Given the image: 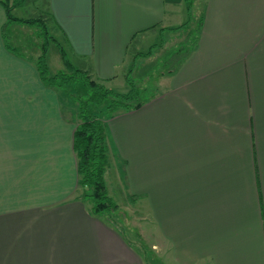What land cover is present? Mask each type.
Here are the masks:
<instances>
[{
	"label": "crops",
	"instance_id": "1",
	"mask_svg": "<svg viewBox=\"0 0 264 264\" xmlns=\"http://www.w3.org/2000/svg\"><path fill=\"white\" fill-rule=\"evenodd\" d=\"M2 1L0 264H141L80 195L71 110L42 82L37 57L6 48ZM46 3L68 58L106 86L149 35L162 39L138 58L160 59L194 26L192 48L157 73L154 95L106 120L113 163L128 195L150 205L164 264H264V0L192 1L181 29L185 0Z\"/></svg>",
	"mask_w": 264,
	"mask_h": 264
},
{
	"label": "trees",
	"instance_id": "2",
	"mask_svg": "<svg viewBox=\"0 0 264 264\" xmlns=\"http://www.w3.org/2000/svg\"><path fill=\"white\" fill-rule=\"evenodd\" d=\"M23 1H2L5 11L2 36L6 48L10 51H15L16 48L9 43L6 27L16 20L33 21L31 18H20L12 13V8ZM191 3V0H185L187 18L178 26L180 29L185 27L190 19H192L190 17ZM199 25L200 22L198 23V27ZM196 34L193 30L191 43L188 47H185L186 49L182 51L180 58L176 60V66L179 65L184 56L192 48L197 36ZM155 45L152 44L147 51L137 52L133 56L132 62L125 72V79L128 83V88L125 91L106 86L104 83L93 79L86 72L74 66L61 44H58V49L65 70H58L54 74L49 73L46 61V40L42 44L41 52L35 60L42 82L55 88L61 100H68L67 106L70 108L72 118L76 124L73 132V150L76 155L77 184L83 189L81 196L90 201L91 211L94 214L107 216L108 219L109 214L117 208V203L107 192L105 183V173L111 167V162L113 161L106 131V120L120 111L137 108L148 99L138 97L144 91V88L138 87L133 82L131 69L135 59L141 57V55H149ZM17 53L19 54L20 52ZM169 70L170 68L166 71ZM78 81L86 88L84 94L76 93L71 89L72 85ZM117 186L118 184L115 187L119 188ZM131 197L133 198L134 196Z\"/></svg>",
	"mask_w": 264,
	"mask_h": 264
},
{
	"label": "rangeland",
	"instance_id": "3",
	"mask_svg": "<svg viewBox=\"0 0 264 264\" xmlns=\"http://www.w3.org/2000/svg\"><path fill=\"white\" fill-rule=\"evenodd\" d=\"M9 1L11 2L12 0ZM12 13L20 18H31L33 21L27 22L25 20H16L10 23L9 25L11 27L9 26L7 28L11 42L10 44L16 46L19 50L27 53V55L32 58H36L40 54L42 44L46 40V60L49 67V73L54 74L58 70H65L58 49V44L63 45V40L51 22L46 0H24L19 5L12 8ZM186 18L187 13L184 12V17H181V19H183L181 21H185ZM193 27L183 29L185 31L180 33L183 37L179 39V42H175V46L168 52L169 54L166 57L160 59H156L154 56L149 59L142 57L134 61V65L131 69L132 80L138 87L144 88V91L138 97L149 98L154 95L153 93H155V91L153 90L155 89L154 86L156 84L154 80L157 73L168 70V68L176 65L175 62L180 58L182 51H184L186 49L185 47H188L191 43V34L194 30ZM154 38V35H149L147 37L148 43L142 44L139 50H145L146 47L154 43L152 41L161 40L162 36H157V39ZM131 53H133V50ZM134 55H136L135 52L133 56ZM132 59H130V63L132 62ZM71 62L74 66L80 68L91 77L85 61L76 62V60H72ZM115 82L116 84L111 87L117 90L125 91L128 88L125 74L118 77ZM72 86L74 87L71 88L72 91L76 93L84 94L86 92V88L80 81ZM111 163V167L105 173V183L107 192L117 203V208L109 214V219L104 215H102V217L112 226L117 227L122 231L128 241L131 242L140 254L141 264H164V262L155 255V232L150 205L148 202H143L139 199L140 197L135 196L132 193L128 195L123 185L124 178H122L120 173L123 165H121V162L118 166L114 164L113 161ZM114 166L117 167L118 170L114 168ZM117 184L119 188L115 187ZM82 191L83 189L80 187V195L82 194ZM131 196L134 197L132 198Z\"/></svg>",
	"mask_w": 264,
	"mask_h": 264
}]
</instances>
